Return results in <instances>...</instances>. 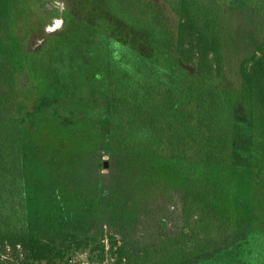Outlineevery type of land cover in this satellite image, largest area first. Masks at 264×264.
Returning <instances> with one entry per match:
<instances>
[{"label": "rangeland", "instance_id": "obj_1", "mask_svg": "<svg viewBox=\"0 0 264 264\" xmlns=\"http://www.w3.org/2000/svg\"><path fill=\"white\" fill-rule=\"evenodd\" d=\"M126 1H135L142 16L150 12L159 24L175 28L177 15L171 4L176 0H0V30L12 35L31 57L16 97L30 219L37 225L52 220L78 238L91 239L87 249L74 244L76 250L59 264H113L112 240L138 246L181 233L211 242L210 252L187 264H264V143L258 145L263 158L255 166L234 158L231 171L228 153L219 152L214 164L207 163L208 173L201 168L231 189V205L222 212L210 206L187 219L186 176L159 175L160 168L152 169L117 142L115 125L105 117L103 59L109 47L114 49L112 41H128L137 49L146 38L118 18ZM215 2L227 30L218 82L231 90L235 114L247 121L240 106V71L256 45L264 42V3L254 0L232 7L226 0ZM143 48L148 51L149 45ZM116 56L115 52L113 59ZM197 61L192 59L191 65ZM213 135L217 145H248L247 139L234 137L220 123ZM181 156H174L173 163L189 167L190 157ZM104 161L108 163L102 166ZM221 163L227 168L217 172ZM217 184L212 183L215 193ZM101 245L102 263L100 250H95ZM20 256L18 247L4 254L15 260Z\"/></svg>", "mask_w": 264, "mask_h": 264}, {"label": "trees", "instance_id": "obj_2", "mask_svg": "<svg viewBox=\"0 0 264 264\" xmlns=\"http://www.w3.org/2000/svg\"><path fill=\"white\" fill-rule=\"evenodd\" d=\"M215 1L224 0H176L171 4L177 15L172 29L167 23L163 26L155 21L150 12L142 16L135 1H126V7L121 3L125 10L118 18L144 33L145 43L136 49L128 41H112L114 49L108 45L109 52L103 59L105 117L115 125L112 129L119 137L117 142L127 147L120 146L122 150L142 159L152 169L160 168L159 175L167 172L186 176L183 212L187 219L202 210L200 216L210 206L222 212L231 205V189L200 171L206 168L208 173L207 163L214 164L219 152L228 153L231 171L236 167L234 158L247 160L253 166L263 158L258 145L264 143V42L256 45L240 71V106L248 115L245 121L235 114L231 90L218 82L227 30ZM226 1L238 7L254 0ZM144 44L149 45L148 51ZM194 58L198 61L193 67ZM30 59L12 35L0 30V264H59L56 262H62L65 254L71 255L80 247L89 248L91 240L78 238L52 220H42L37 225L28 215L16 97L23 86L22 78L29 71ZM218 123L234 137L247 139L248 145H217L213 132ZM224 135L223 132L222 138ZM180 154L190 157L189 167L173 163V157ZM225 168L221 163L215 170ZM212 183L220 184L219 192H214ZM191 239L181 233L160 236L152 244L138 246L112 240L110 258L113 264H187L211 251L210 241ZM17 247L19 259L4 258L8 248ZM97 249L102 263V245Z\"/></svg>", "mask_w": 264, "mask_h": 264}, {"label": "flooded vegetation", "instance_id": "obj_3", "mask_svg": "<svg viewBox=\"0 0 264 264\" xmlns=\"http://www.w3.org/2000/svg\"><path fill=\"white\" fill-rule=\"evenodd\" d=\"M1 1H2V0H1ZM104 163H108V162H107V161H104V162L102 163V166H103ZM107 166H108V164H107Z\"/></svg>", "mask_w": 264, "mask_h": 264}]
</instances>
